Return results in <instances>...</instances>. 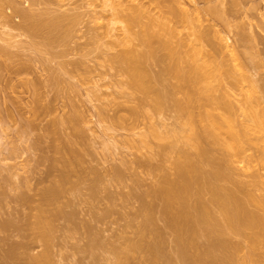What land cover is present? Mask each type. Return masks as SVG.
Segmentation results:
<instances>
[{"label":"rangeland","instance_id":"374dc122","mask_svg":"<svg viewBox=\"0 0 264 264\" xmlns=\"http://www.w3.org/2000/svg\"><path fill=\"white\" fill-rule=\"evenodd\" d=\"M168 1L2 0L0 264H35L42 255L50 264H211L228 253L234 264H264V233L259 236L254 229L253 238L244 225L251 218L261 220L260 228L264 223V166L254 146L234 164L233 182L218 184L246 207L240 218L245 228L227 227L211 192L212 183L219 182L201 183L199 172L189 202L198 203L201 190L198 198L212 218L197 221L198 249L182 251L156 196L164 178L178 177L179 166L201 169L204 162L187 141L182 109L187 94L201 87L188 73L197 63L195 37L166 15L168 6L180 4L194 17V5ZM220 1L226 8L238 2ZM250 7L256 8L253 15L227 17L234 26L228 33L224 25L218 29L231 40L243 30L251 39L246 50L264 52V0L246 4ZM55 20L59 27L52 31L47 23ZM36 21L45 25L34 34L29 26ZM126 53L141 54L150 77L147 90L137 86L129 63L121 59ZM263 78L264 68L260 75L255 72V79ZM213 167L205 161L200 171L211 173ZM54 185L61 193L45 200ZM215 222L225 230L216 234L232 244L231 251L212 236ZM156 244L157 262L145 250Z\"/></svg>","mask_w":264,"mask_h":264},{"label":"bare ground","instance_id":"6f19581e","mask_svg":"<svg viewBox=\"0 0 264 264\" xmlns=\"http://www.w3.org/2000/svg\"><path fill=\"white\" fill-rule=\"evenodd\" d=\"M180 1L183 2V0ZM180 1L177 0L176 3L179 4ZM184 1L186 2V0ZM219 1L191 0L190 4L193 3L192 5H194V9L192 10L194 17H192V15L187 12V10L186 12L185 9L181 10L180 4L176 5L174 2L172 3L173 6L176 5V8L171 7V5L168 6L169 10H166V15L169 14L168 16L172 17L173 20L176 19V22L182 26L181 28H188L189 31L192 30L189 36L195 37L194 49H196L195 51L198 56L196 61L197 63H193V65L191 64L192 66H189L190 69L188 68V71L190 70V72L188 73H190L189 76L192 77H190L191 82L201 87L197 88L192 93L187 94L188 98L186 100V104L182 108L185 110L187 115L186 125L188 126V129L186 137L188 143L192 146H195L197 150H199V155L201 156L202 162L204 159L203 163L206 161V163L214 166V169L211 171V173L207 171V176L205 174V170L203 172L200 171L203 168V163H201L202 166L200 165L201 169H197L196 166L199 167V165L196 164H190V166L188 164L185 166L186 168L184 166H179V172H177L178 177L176 179L173 178V180H165L164 178L165 186L162 187L161 185V187H159L161 189H157L158 192L156 193L158 195L156 196H158L164 204L163 210L166 220L169 226L178 235L179 242L181 243L180 245L182 247L180 249L182 251L184 249L186 250L187 248L198 249V245L195 242V227L198 223L197 221L200 222V220H203L206 222L207 220L208 222L212 218V216H210V211H208L207 205L204 202L201 203V198H198V193H200L201 190L196 194L198 195V197L196 196L197 200L199 199L198 203H201L199 206L198 203H193L192 197H190L192 196V192L190 191L193 190L192 184L194 183L195 186L197 183L196 180L198 178L196 179V177L201 176L200 174L202 173V175H204V179L199 178V181L200 179L204 181L201 183H205L206 181V185L211 181L210 179H213V182H219L215 183L217 185H214V183L211 185V187H213L211 191L214 196L213 201L222 207V211L226 215L225 218H227L226 222L229 224H226L227 227L229 229L233 228L232 230H235L237 225L236 231H239L238 228L240 227L238 226L242 221V219L240 221V218L244 217L243 215L246 211V207L241 202V204L239 203L238 199L235 198L236 196H234V193L231 192V190L219 185L223 181L228 183L233 182L232 174L233 171L235 172L234 164L237 163V161L241 158L246 157V153L251 146L256 148L258 153L257 161L259 164H261V166H264V145H260L261 143L264 144V78L255 79V72L260 75V70L264 68L262 63V60L264 59V52L260 49L253 50L250 48L247 49L248 52L246 53V48H248V46H246V42L249 41L250 37L248 39V35H245V30L243 32L244 35L240 33L243 30L238 31L240 34L235 32L237 39L231 40L229 38L224 39L221 37L223 30L218 29L219 25H224L227 28H223L225 29V32H227V30L229 31V28H233L234 26L230 24V22L227 20V17H238L243 14L253 15L254 12H256L254 10L256 8H246V4L253 0H238L236 3H231L234 5L231 8L223 7V5H221L223 1H220V4L218 3ZM168 2L170 5V0ZM1 4L2 0H0V5ZM19 14L27 18V16L23 13L19 12ZM130 22L133 23L135 20L130 19ZM176 22L173 21V23L177 24ZM260 22H262L260 27L264 29V20L262 19ZM206 23H210V25L207 26L205 25ZM44 25L45 24H43V22L41 23L36 21L30 24L29 30L35 34ZM47 26L48 28L52 29V31H56L55 29H58L59 27L58 20L47 23ZM148 30L149 29L146 28L143 32L146 39L150 36ZM171 32H173V30H171ZM235 33L233 32L234 35ZM240 49L246 51L243 52V50ZM141 58V54L137 55L135 53H126L121 57L123 61L127 62V64L129 63L128 71L135 78L137 86L141 89L147 87L145 89L147 90L148 85L150 84L148 83L150 77L148 76L149 74L147 71L142 68L143 66L141 65ZM199 61L201 63H199ZM176 72H179V70H176ZM206 82H208V85L205 86L204 84ZM196 174L197 176H195ZM187 175L190 177L194 175L195 177L193 176L190 179ZM62 179L65 180L64 177ZM193 179L194 182H192ZM198 183L199 186L201 183ZM55 187L57 186L54 185L53 187L50 186L47 188L44 194L45 200H56V198L59 196L58 193H61V191L58 190V187ZM190 199L192 200V205L195 207L191 206V203L189 202ZM195 208L198 210V214L193 212V210H196ZM195 215H198V217L195 218ZM241 215L243 217H241ZM251 216L252 215H249V218ZM253 219H246L245 224H242L246 225L247 229L251 228V231L255 229L256 233L258 232L257 234L260 236V234L264 233V223H262L263 226L261 229L258 226L259 223H261V220L257 219V217V220ZM247 220L252 221L247 222ZM38 221L40 222L41 220L38 219ZM215 223L213 225H215ZM40 224L41 222L39 225ZM248 225L250 227H247ZM253 225L254 228H252ZM216 226L221 227V225L219 226V224L216 223V225L213 227L215 231H212V233H215V236L214 234H212V236L214 238L218 236L223 240L224 235H221V233H224L225 230H223V227H221V230ZM41 227L43 226H38V229L42 230ZM242 227L245 228L243 225ZM217 230L221 233L218 232L220 234H216ZM254 231L253 236L256 234ZM220 238H216L215 240L219 242L221 241ZM253 238L256 237L254 236ZM215 240L214 242H216ZM227 241L228 240H223L219 243V246L220 248L224 246V250L229 249L231 251V249H234V247L230 248L232 247V244L228 243ZM216 244L218 245V243ZM214 246L215 245L213 243V247ZM139 247L141 249L140 245L137 248L139 249ZM145 250L152 255V257L156 260H154L155 262L161 258L158 254L159 246L157 244L151 246L147 245ZM228 254L230 255L225 254L223 259L225 260L227 258V264H232L233 259H228V257L231 256V253ZM200 259L201 258L198 260L200 261ZM221 259L219 260L221 261L219 263H226V261ZM49 261L50 260H48V257L46 258V255H42L40 258L37 257L35 259V264H50ZM213 261L215 262L217 260ZM214 262L211 264L216 263ZM205 263L200 262V264ZM219 263L217 261V264Z\"/></svg>","mask_w":264,"mask_h":264}]
</instances>
